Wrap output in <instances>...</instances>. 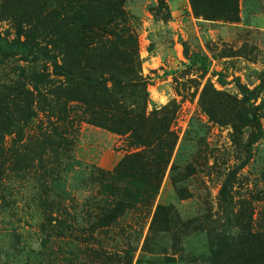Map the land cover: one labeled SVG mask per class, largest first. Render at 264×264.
<instances>
[{
  "label": "rangeland",
  "instance_id": "374dc122",
  "mask_svg": "<svg viewBox=\"0 0 264 264\" xmlns=\"http://www.w3.org/2000/svg\"><path fill=\"white\" fill-rule=\"evenodd\" d=\"M46 1L0 0V35L31 33ZM50 1L64 17L54 56L39 33L29 52L0 51V264H251L248 244L264 245V87L247 102L234 82L264 81V0H124L120 24L89 18L90 0ZM232 2L234 21L222 16ZM131 33L138 66L110 72L104 56ZM136 75L143 129L169 133L145 148L118 127L125 116L78 100ZM115 87L116 106L143 100ZM140 149H168L153 191L105 180ZM114 183L121 194L106 191Z\"/></svg>",
  "mask_w": 264,
  "mask_h": 264
},
{
  "label": "trees",
  "instance_id": "16d2710c",
  "mask_svg": "<svg viewBox=\"0 0 264 264\" xmlns=\"http://www.w3.org/2000/svg\"><path fill=\"white\" fill-rule=\"evenodd\" d=\"M123 1L124 0H90V3L85 4L83 8L88 12L89 18L102 16L109 22H116L117 24H120L121 22H123ZM189 1L191 7H196V0ZM53 3L54 1L50 0L44 2V6L43 8H41L38 15L36 27L32 30L31 33L29 31H23L21 30V28H16L14 31L15 36L13 38H8L7 36L2 37L0 35V51L10 53L29 52L30 36L33 33H39L38 35H40V37L44 39V44L39 47V50L45 52L46 55L49 54L51 56H54L52 52L56 50V41L54 38L55 30L56 28H58V20H63L64 17L60 16L61 14L58 12V6L53 5ZM236 12L237 8L232 2L231 5L223 8L222 16L230 21H234L235 19H237ZM73 17L75 19L76 15H73ZM21 36L23 37V39H21ZM132 36L133 33L129 35L127 46L110 48L107 55L104 56V58L109 61L108 66L110 67V72L112 70H115V68L117 67H122L123 71L127 72L129 71V69H133V67L136 68L138 66L139 62L136 54L135 40ZM58 40L66 51H71L70 54L78 58L79 51L77 40L62 35H59ZM51 56H48V59L51 60ZM60 61V65H56L53 67L54 73H59L58 71L62 72V68L66 67L65 59L61 58ZM111 81L112 84L109 89L103 87L104 90L101 93L96 94L91 92L88 98H86V95H84V97H81L78 100L83 103H87V100H89L94 103L90 104L91 106H98L109 111H118L122 116H125V119H128V121L121 123L118 127L127 125L126 129L129 131L131 144H136L145 148L149 146L148 141L151 138L158 136V139L156 140H160L162 135L166 137L168 136L169 133L167 132V130H165V125L159 126L160 130H158V134L157 132L153 131L150 134H146L145 130L143 129L144 126L142 124V121L145 120L144 114L148 100L146 97L147 93L145 91V81L142 77L136 75L135 78H129L128 76H126L123 79L112 78ZM219 81L221 80L219 79ZM116 82H120L121 87L124 88L131 86L139 88L142 91L143 100H135L134 102H129V104H126L125 107H122V105L116 106L115 104L117 100L112 97L113 93H111L112 91L116 90ZM38 83L44 85L43 82ZM234 84L241 95L244 97V100L247 102L254 101L259 89L264 87V81H261L260 83L254 85L251 89H248L245 86L241 85L236 79ZM19 91L23 92V89H19ZM16 92H18V89ZM24 92L28 93V90H24ZM138 97L139 96H137V99ZM3 104V98H0V110L3 108L1 106ZM108 127L113 131H120L117 127H113L110 124L108 125ZM142 130H144V133H142ZM16 134L19 135V133ZM18 141L19 139H15L14 143L12 144L17 143ZM166 148L169 149V146H166ZM168 149H166V151L164 152L161 149H140L130 152L117 163L112 171L107 173V177L105 178V180L114 181V179L116 178H122L132 183L146 185L147 187H149L150 191H153V189L158 186L163 173V169L167 163ZM106 191L110 195H115L118 193L121 194L120 189L115 185V183L113 185H108ZM117 207H119V205H115L113 208L116 209ZM160 211H164V208L162 206L157 207V209L153 213L151 223L156 221V218ZM107 214L109 217H111V213L110 215L109 213ZM256 237L257 235L254 236L257 241ZM247 248L249 249L250 254L254 259H252L253 261L251 262V264H264V260L261 259V251H263L262 249H264L263 244L256 242L254 243V245L248 244ZM255 252L258 253L255 254Z\"/></svg>",
  "mask_w": 264,
  "mask_h": 264
}]
</instances>
